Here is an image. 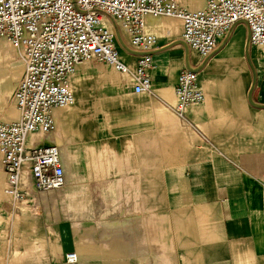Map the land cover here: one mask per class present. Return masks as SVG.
<instances>
[{"label": "crops", "instance_id": "1", "mask_svg": "<svg viewBox=\"0 0 264 264\" xmlns=\"http://www.w3.org/2000/svg\"><path fill=\"white\" fill-rule=\"evenodd\" d=\"M189 11L206 0H184ZM152 94L94 59L70 77L75 103L56 109V130L30 136L60 148L65 185L5 194L0 157V264H264V69L240 22L203 59L182 40V21L149 18ZM122 61L139 54L118 33ZM124 48V49H123ZM115 73H109L110 69ZM192 69L205 94L173 110L180 72ZM23 64L0 40V122L19 117ZM118 73V74H117Z\"/></svg>", "mask_w": 264, "mask_h": 264}, {"label": "built area", "instance_id": "2", "mask_svg": "<svg viewBox=\"0 0 264 264\" xmlns=\"http://www.w3.org/2000/svg\"><path fill=\"white\" fill-rule=\"evenodd\" d=\"M184 0H0V40L7 41L23 64L14 100L19 117L0 122V157L7 174L5 194L24 201L27 173L40 192L62 189L65 174L60 148L37 146L30 136L56 130L54 111L75 103L70 77L90 60L110 66L128 76L135 94H152V52L158 37L147 29L149 18L182 21L183 42L203 59L210 58L222 39L236 25L249 27V45L259 48L264 69V0H206L202 9L189 11ZM125 33L140 55L135 68L126 65L118 47V33ZM177 103L172 110L186 119L191 105L203 103L205 94L198 74L183 69L176 87ZM78 263L75 252L65 256Z\"/></svg>", "mask_w": 264, "mask_h": 264}, {"label": "rangeland", "instance_id": "3", "mask_svg": "<svg viewBox=\"0 0 264 264\" xmlns=\"http://www.w3.org/2000/svg\"><path fill=\"white\" fill-rule=\"evenodd\" d=\"M2 41V40H1ZM124 49V48H123ZM96 62H99V61H97V60H95ZM101 63V62H100ZM109 68V67H108ZM110 69V72L109 73H115V71L114 70H112L111 68H109ZM118 74V73H117Z\"/></svg>", "mask_w": 264, "mask_h": 264}]
</instances>
